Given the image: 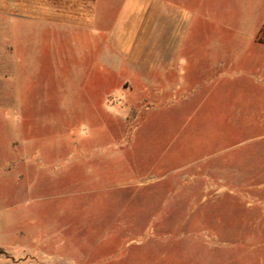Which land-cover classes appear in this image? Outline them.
<instances>
[{
    "label": "rangeland",
    "instance_id": "rangeland-1",
    "mask_svg": "<svg viewBox=\"0 0 264 264\" xmlns=\"http://www.w3.org/2000/svg\"><path fill=\"white\" fill-rule=\"evenodd\" d=\"M123 1L100 0L94 41L28 25L7 34L0 228L32 218L42 236L32 252L0 247V264H264V89L230 57L245 41L210 33L225 56L218 69L222 59L208 62L186 39L180 56L197 58L164 70L160 54L183 20L175 5L196 23L208 4L164 0L133 64L107 39ZM255 42L264 46V22Z\"/></svg>",
    "mask_w": 264,
    "mask_h": 264
},
{
    "label": "crops",
    "instance_id": "crops-1",
    "mask_svg": "<svg viewBox=\"0 0 264 264\" xmlns=\"http://www.w3.org/2000/svg\"><path fill=\"white\" fill-rule=\"evenodd\" d=\"M207 1V5L200 6V15L196 23L193 11L175 5L177 12L182 14L183 20L174 34L167 36V45L164 46L167 53H164L163 57L160 54V59L164 58L165 61L161 62L159 67L164 66V70L172 71L175 57L180 66L185 65L187 60L196 59L197 55L191 53L185 54V57L180 56L179 51L182 49L183 41L186 39L193 41L197 38L196 41L202 46H200L201 56L208 62L222 59V62H212V64L218 69L226 68L227 65L223 62L224 54L218 55L211 51L210 33H213L211 36H218L216 40H222L225 31L236 30L239 39L245 41L243 44L247 52L230 57L236 64L239 63L242 69L255 68L261 75L257 83L263 84L264 89V46L255 42L259 27L264 22V0H233L235 5L227 3L229 0ZM165 6L167 4L164 0H124L107 33L108 41L129 62L137 63L143 57L147 45L151 43L158 13ZM100 8V0H0V29H4L0 34L6 37L3 43L7 44L2 45L0 51V75L5 77L11 73H7L5 67L6 61L11 59L7 34L18 31L19 25L22 27L28 25L45 33L52 32L53 28L72 29L79 34L89 35L94 41L102 33L101 18L98 17ZM186 25L188 27L190 25V29L194 28L193 33L191 32L194 38L181 36V29ZM196 33L199 37L195 36ZM217 45H221V42ZM187 86L189 87L187 92L191 96L197 87ZM261 99H264V96ZM22 221L14 220L13 229L16 230L14 235L10 233L13 223L0 228V247L5 251L22 252L29 247V252H32L39 245L42 234L38 229L37 219L30 218L28 223ZM47 234H51L47 238H54L53 232L48 231Z\"/></svg>",
    "mask_w": 264,
    "mask_h": 264
}]
</instances>
